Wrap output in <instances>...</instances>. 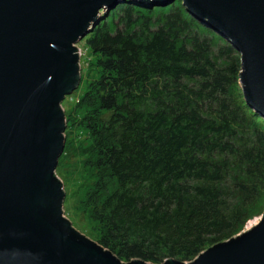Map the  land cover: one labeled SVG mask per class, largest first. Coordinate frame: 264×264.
I'll return each mask as SVG.
<instances>
[{
    "label": "trees",
    "instance_id": "trees-1",
    "mask_svg": "<svg viewBox=\"0 0 264 264\" xmlns=\"http://www.w3.org/2000/svg\"><path fill=\"white\" fill-rule=\"evenodd\" d=\"M83 42L56 171L77 157L93 240L161 264L240 233L264 203V120L243 101L235 49L179 0L119 4Z\"/></svg>",
    "mask_w": 264,
    "mask_h": 264
},
{
    "label": "water",
    "instance_id": "water-1",
    "mask_svg": "<svg viewBox=\"0 0 264 264\" xmlns=\"http://www.w3.org/2000/svg\"><path fill=\"white\" fill-rule=\"evenodd\" d=\"M174 1L0 0V264H151L123 262L76 230L55 170L65 142L61 104L81 80L76 44L119 4ZM179 1L238 53L243 101L264 120V0ZM161 264H264V212L192 261Z\"/></svg>",
    "mask_w": 264,
    "mask_h": 264
},
{
    "label": "rangeland",
    "instance_id": "rangeland-1",
    "mask_svg": "<svg viewBox=\"0 0 264 264\" xmlns=\"http://www.w3.org/2000/svg\"><path fill=\"white\" fill-rule=\"evenodd\" d=\"M105 18L106 16L103 19ZM76 45L80 49V53H81L80 65L85 66L87 65V62H85L84 64V61H81L82 57L87 58V51L85 50L83 39H81ZM82 92H83V87L78 86V88L75 91H73L70 95L64 98L61 105L64 109L65 117H66L67 112L78 102V99L80 95L82 94ZM76 160H77V157L75 156L71 159H68L69 164H68V169L66 172H65V169L61 173L55 170L57 176L61 179L63 183V188L65 191L66 200L63 203L64 216L70 220V222L72 223L73 227L76 230L81 232L83 235H85L89 239L93 240L94 233H95L93 224L88 220L86 215L83 214L81 210V204L79 203L80 201V197H79L80 196V188H79L80 181L75 175L72 178L69 175V172L71 171V169L75 167ZM263 212H264V203H263L262 209L259 212V214L250 217L245 222L240 232L245 231L251 228L253 225H255L259 221Z\"/></svg>",
    "mask_w": 264,
    "mask_h": 264
},
{
    "label": "built area",
    "instance_id": "built-area-1",
    "mask_svg": "<svg viewBox=\"0 0 264 264\" xmlns=\"http://www.w3.org/2000/svg\"><path fill=\"white\" fill-rule=\"evenodd\" d=\"M81 54V53H80Z\"/></svg>",
    "mask_w": 264,
    "mask_h": 264
},
{
    "label": "clouds",
    "instance_id": "clouds-1",
    "mask_svg": "<svg viewBox=\"0 0 264 264\" xmlns=\"http://www.w3.org/2000/svg\"><path fill=\"white\" fill-rule=\"evenodd\" d=\"M75 45V44H74Z\"/></svg>",
    "mask_w": 264,
    "mask_h": 264
}]
</instances>
